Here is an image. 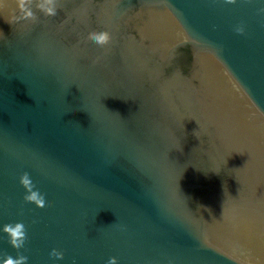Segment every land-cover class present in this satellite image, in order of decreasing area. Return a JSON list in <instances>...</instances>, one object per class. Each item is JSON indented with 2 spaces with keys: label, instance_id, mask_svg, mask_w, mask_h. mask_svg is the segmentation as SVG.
<instances>
[{
  "label": "water",
  "instance_id": "95a60500",
  "mask_svg": "<svg viewBox=\"0 0 264 264\" xmlns=\"http://www.w3.org/2000/svg\"><path fill=\"white\" fill-rule=\"evenodd\" d=\"M262 6L59 0L33 24L7 0L0 260L23 222L28 264H264ZM24 172L50 207L23 200Z\"/></svg>",
  "mask_w": 264,
  "mask_h": 264
},
{
  "label": "clouds",
  "instance_id": "9594fccd",
  "mask_svg": "<svg viewBox=\"0 0 264 264\" xmlns=\"http://www.w3.org/2000/svg\"><path fill=\"white\" fill-rule=\"evenodd\" d=\"M238 0H222L223 4L235 5ZM241 3L250 4L252 0H240ZM17 7L21 13L20 19L27 20L36 24L39 22V16L37 12L42 13L46 17H55L57 15L59 0H16ZM7 5V0H0V9H4ZM35 5V10L33 8ZM257 14L264 16V6L257 9ZM233 31L238 35L246 34V26L243 21L233 27ZM0 33H3L0 31ZM4 34V33H3ZM88 40L92 41L99 47L103 48L111 43V34L107 31L101 32H90L87 37ZM99 58L93 63H98ZM20 185L25 189L26 194L23 200L26 203H32L37 208H46L51 206V202L46 199V194L42 193L28 172L21 174L19 178ZM22 214V213H21ZM35 222V221H34ZM124 226H121V231H124ZM3 232L7 234L8 243L12 248L17 250L16 257L10 254H5L4 258L0 260V264H28L29 257L22 254L19 250L24 248L25 242L27 241V228L23 222L5 224ZM49 257L53 260H63L64 252L62 250L53 248L49 252ZM75 264V261H73ZM106 264H118L117 257L113 256L108 259Z\"/></svg>",
  "mask_w": 264,
  "mask_h": 264
}]
</instances>
